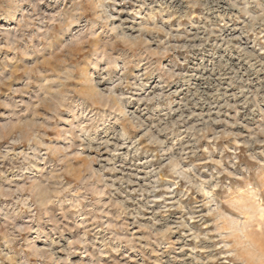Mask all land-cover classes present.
Listing matches in <instances>:
<instances>
[{"label":"clouds","instance_id":"9594fccd","mask_svg":"<svg viewBox=\"0 0 264 264\" xmlns=\"http://www.w3.org/2000/svg\"><path fill=\"white\" fill-rule=\"evenodd\" d=\"M0 264H264V0H0Z\"/></svg>","mask_w":264,"mask_h":264}]
</instances>
